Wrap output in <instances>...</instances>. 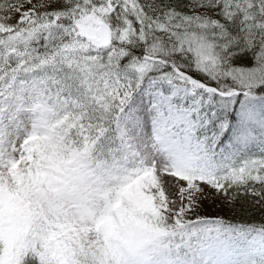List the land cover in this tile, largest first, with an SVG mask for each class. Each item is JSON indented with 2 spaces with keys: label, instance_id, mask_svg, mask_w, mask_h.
<instances>
[{
  "label": "snow or ice",
  "instance_id": "obj_1",
  "mask_svg": "<svg viewBox=\"0 0 264 264\" xmlns=\"http://www.w3.org/2000/svg\"><path fill=\"white\" fill-rule=\"evenodd\" d=\"M0 264H264V0H0Z\"/></svg>",
  "mask_w": 264,
  "mask_h": 264
}]
</instances>
